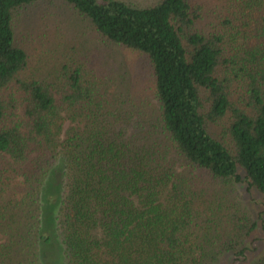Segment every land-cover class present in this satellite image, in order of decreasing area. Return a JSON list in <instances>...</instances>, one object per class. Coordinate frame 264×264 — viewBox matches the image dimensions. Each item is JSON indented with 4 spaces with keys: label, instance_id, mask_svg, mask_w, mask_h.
Here are the masks:
<instances>
[{
    "label": "trees",
    "instance_id": "1",
    "mask_svg": "<svg viewBox=\"0 0 264 264\" xmlns=\"http://www.w3.org/2000/svg\"><path fill=\"white\" fill-rule=\"evenodd\" d=\"M75 18L144 85L39 60ZM239 186L264 198V0H0V264H264Z\"/></svg>",
    "mask_w": 264,
    "mask_h": 264
},
{
    "label": "rangeland",
    "instance_id": "2",
    "mask_svg": "<svg viewBox=\"0 0 264 264\" xmlns=\"http://www.w3.org/2000/svg\"><path fill=\"white\" fill-rule=\"evenodd\" d=\"M141 1L146 5H150L157 0ZM47 8L49 12L53 13V9H50L51 7ZM43 26L45 27L43 31L47 32L48 35L46 36L48 38L43 39L40 37L37 39L36 55L39 60H44V63H46L47 58L49 62H53V60H60L63 54H71L74 60L100 61L102 67L112 68L117 66L115 71L119 74L121 67L123 72L127 71L129 74L131 73V76L135 75L140 81V85H144V81L140 80V72L143 67L141 56L123 49L115 50L104 47L93 30L84 21H79L75 18L68 21L64 27L57 31H55V26H53V20L50 21V25L45 24ZM43 42L44 45L42 44ZM240 173L244 176L242 171ZM238 188L243 197L244 206L258 224V230L249 243L252 248L251 251L258 249V252L253 254V259H255L264 253V198L256 191L247 190L245 186H239ZM219 264H237V260L234 259V255H231L224 257Z\"/></svg>",
    "mask_w": 264,
    "mask_h": 264
}]
</instances>
